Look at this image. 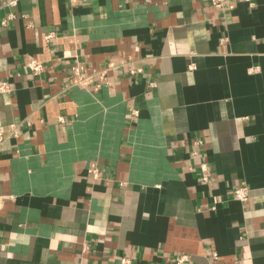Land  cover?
<instances>
[{
  "label": "crops",
  "instance_id": "obj_1",
  "mask_svg": "<svg viewBox=\"0 0 264 264\" xmlns=\"http://www.w3.org/2000/svg\"><path fill=\"white\" fill-rule=\"evenodd\" d=\"M4 1L0 264H264V0Z\"/></svg>",
  "mask_w": 264,
  "mask_h": 264
},
{
  "label": "built area",
  "instance_id": "obj_2",
  "mask_svg": "<svg viewBox=\"0 0 264 264\" xmlns=\"http://www.w3.org/2000/svg\"><path fill=\"white\" fill-rule=\"evenodd\" d=\"M18 0H5L4 5L12 6L17 3ZM73 2H76L77 0H71ZM213 6L217 8H223L226 4V0H210ZM53 33H50L47 35V38H51ZM26 65L31 69L32 73L34 75H40L44 69L45 64L43 61L38 59H31L29 60ZM73 70L75 74L79 76V80L82 83L87 82V78L83 77L80 71V68L75 65L73 67ZM135 72V70H133ZM11 90L10 83L7 80L0 79V93H6ZM12 134H16L17 131H19V125L17 123H12L10 125ZM202 141L200 139H197V143H201ZM90 171L93 173L94 176L98 177L100 175L99 167L96 164H93L90 168ZM200 178L204 181H209L210 176L212 173V167L206 163L202 162L200 164ZM234 196L236 199L245 202L249 198V188L248 186L243 182L240 183L238 186L234 188ZM114 264H135V258L130 255H123L121 256L118 261H116ZM174 264H190V256L186 253H182L177 255L174 258Z\"/></svg>",
  "mask_w": 264,
  "mask_h": 264
}]
</instances>
